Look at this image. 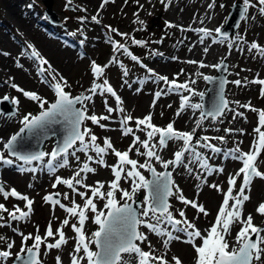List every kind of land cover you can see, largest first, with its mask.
I'll return each instance as SVG.
<instances>
[{
	"label": "rangeland",
	"instance_id": "374dc122",
	"mask_svg": "<svg viewBox=\"0 0 264 264\" xmlns=\"http://www.w3.org/2000/svg\"><path fill=\"white\" fill-rule=\"evenodd\" d=\"M235 1L242 3V0H216V7L209 10L207 5L210 0H167L169 5L167 8L160 3V0H151V3L148 0H139L138 3L137 0H114V2L110 0L103 8H101L103 0H73L71 10H66V0H52L51 10L60 22L59 25H53L49 23L44 13L45 6L42 0H0V97L7 94L10 97H18L20 101L18 109L13 106L15 108L14 114L5 116L0 113V153L6 159L13 160L11 166L0 163V183H3L6 189L15 188L19 193L27 195L33 201L32 212L27 220L8 221L11 227H0V235L14 242V247L11 249L12 256L4 261V264H12L15 254L20 251L22 238L19 233L31 234L34 237L37 235L36 232H39L44 239V244L40 248L39 258L41 264H56L57 256L61 257L62 264H70V253H72L76 241V234L73 232L71 224L77 222L76 218L68 216L59 206L53 208L49 202L44 200V197L58 192L61 194L58 198L67 206H70L72 199L81 206L84 203L79 196L72 193L63 184L53 188L57 176L63 179L71 178L75 171L82 166V163L87 162V156L83 152H77L76 154L80 158L79 162L75 157L69 155L68 166L57 168L54 173H50L46 167V162L50 157L46 156L44 161L33 162L32 165H23L22 162L7 155L6 149L3 147L4 142L22 126L19 121L24 115L28 113L36 115L40 112L37 102L26 99L21 93L4 85V80L13 77L14 83L21 88L37 93L43 99L48 100L49 103L55 100L54 91L48 86V83L42 82L43 77L38 74V63L24 55L25 52L30 53L31 51L28 45L31 44L38 50L49 61L52 69L59 76L66 79L68 84L66 89L72 97L80 94L91 95L88 90L94 83L101 84L104 79L108 80L109 85L120 97V105L117 106L116 98L111 94H99L100 90H98V94L93 96L91 102H85L87 114L110 115L111 118L107 121H100L101 124L106 125L104 128H101L99 124H92L90 120H85L81 128L91 129V133L98 138L97 144L103 146L104 139L109 138L116 150L125 151L132 144L134 136L132 134L124 136L122 134L120 121L129 115L133 120L127 126L132 127L134 135L140 136L141 139L146 138V132L136 131L135 120L142 119L149 114L152 116L151 122L158 127H166L168 123L173 122L174 128L179 131L191 132L193 128H196V121L200 119V110L196 113V111L186 106L181 114L177 116L183 96L189 97V104L201 103L199 95L194 93H204L207 87L203 78L194 74L193 71L181 63L184 61L183 51H189L195 43L204 45L208 41V44L212 45L210 47H213L220 54L226 52L229 55L226 62H229L231 72L237 66L234 72L239 74L238 79L244 82V86L239 87L240 104L250 103L257 110H264V97L259 95L261 86L248 83L253 79H264V56H261L255 50L248 51V47L252 42L264 47V17H259L254 9L251 10V14L257 15V18L255 20L250 18L244 22L240 21L239 27L223 44L211 43V37L206 38L201 43V34L195 36L189 31V29H195L198 25H200L198 26L200 28L207 29H215L218 26L223 27ZM220 4H224L225 7L220 8ZM29 5L32 6L29 7ZM141 5H143V8L140 7ZM82 9H86V11ZM98 12V19L101 21L99 24L91 21V17L97 15ZM136 13H138V16L134 15ZM79 17H87V19L81 24ZM201 20L204 21L203 24L200 23ZM166 22L180 27L168 28ZM107 26L118 30L119 33H127L129 36L122 37L110 32ZM181 27L183 30H181ZM141 34H148L146 46L148 50L128 47L129 51L138 58L139 63L132 61L122 51H114L112 44L109 42V38H111L117 43L126 45L128 38H137ZM237 36L243 38L242 42L239 43V46L233 44V47L229 49L228 44L236 41ZM216 38L220 39V37ZM4 53H8V55H4ZM114 57L118 61L117 63L112 62ZM17 61L22 67H17ZM93 61L102 67L107 65L103 77L95 78L93 76L91 71ZM224 61L221 60L217 64ZM120 63H123L124 68L127 69V76L123 75L124 69L120 67ZM45 67L47 68V66ZM215 71L216 68H214L213 74ZM158 76H165L170 81L175 79L180 84L187 82L194 93L185 92L183 89L167 92L168 85L163 81H159ZM192 80H195L196 83L192 84ZM199 87H201L200 90H198ZM162 89L167 94L155 99V93ZM154 100L155 105L153 106ZM105 101L107 106L114 109L111 114L106 111ZM78 106L81 107V105ZM119 108H123L124 112L121 113ZM239 109L243 115L236 117L238 123L233 126H230L231 114L227 112L216 120H212L211 117L205 118L201 121V126L196 128V138L203 136L211 138L224 137L223 142L218 139L209 141L214 146L222 149L221 153H212L205 148L196 149L207 158L210 167H222L224 169L223 173L214 172L212 175L206 176L204 170L196 164L191 165L193 168L192 174H189L183 166H170L169 168L175 171L176 174H173L172 178L182 190L183 195L202 204L209 213L205 217L190 206L182 205L173 196L169 198L173 214L179 219L178 210L184 209L190 221L194 217H199L195 220V223L200 229H206L214 223L223 199V192H217L210 185L218 184L226 191L228 176L234 174L242 166L239 161L226 157L224 153L236 147H239L242 152H248L258 135L254 131L258 126V113L245 108ZM206 119L215 122L210 132L201 131ZM227 126L234 131L227 133L225 131ZM156 139H158V136ZM178 142V145L176 141L169 142L167 160L174 159V152L182 147V142ZM195 142L194 139L193 143ZM52 145L53 138H50L43 145L44 152L50 153ZM76 147H79L78 143ZM71 151L70 149L69 152ZM141 151H144V149L141 148ZM89 155L95 158V153L89 152ZM103 158L107 165H113L117 162V158L111 150H108ZM130 158L136 159L140 163H143L146 159L144 156L135 155V149L130 153ZM189 158L190 154L186 153L184 162L186 163ZM152 164L154 167H159V164L154 160ZM33 166L37 168L36 173L19 171V167ZM90 166L94 167L96 171L94 174H87L85 183L94 185L96 181L105 182V190H107L108 182L114 179L111 169L94 163H90ZM258 166L259 170L264 172V152L258 158ZM140 171L148 179L149 173L144 169H140ZM197 175L201 179L198 180ZM205 176L206 183L204 182ZM240 183L241 180L238 178L237 184ZM120 187L131 192V179L122 177ZM79 190L86 191L83 188ZM64 193L69 194L68 200L63 199ZM139 194H141V197L145 195L144 191L140 190L135 194L134 199ZM246 194H249L250 201L245 203L244 214H253L254 223L264 227V217L255 213V208L260 203H264V179L254 178L251 190ZM88 195L90 196L91 193L88 192ZM141 197L140 202L142 201ZM116 198L120 199V193L116 194ZM94 202L97 203L98 211H106L103 209L105 201L97 199ZM0 203H4L9 210H12L14 205L20 207L22 211L26 210L25 202L18 201L15 198L10 197L5 201L0 196ZM0 215H3L7 220V213H0ZM88 216L89 219L86 221L84 228L86 235L91 238V233L98 230V226L94 223V214L89 212ZM65 218L70 221L68 226L62 225ZM0 223H4V221H0ZM49 223H51L54 233L60 227L65 232L67 243L60 250H47L45 247L47 243L54 242L53 238L45 237ZM238 227L233 228L232 235L229 237L230 243L234 244ZM13 228L17 231L14 232ZM141 230L146 231L143 228ZM149 239L157 250L156 255L162 254L164 250L161 238L149 233ZM33 242V239H29L26 244L31 246ZM90 247L92 250H96L95 245ZM5 249L6 244L0 242V250ZM172 256L179 257L182 264H195L194 249L187 243L173 241L165 258L171 261Z\"/></svg>",
	"mask_w": 264,
	"mask_h": 264
},
{
	"label": "snow or ice",
	"instance_id": "6c2138e0",
	"mask_svg": "<svg viewBox=\"0 0 264 264\" xmlns=\"http://www.w3.org/2000/svg\"><path fill=\"white\" fill-rule=\"evenodd\" d=\"M109 2L110 0H103L101 8ZM111 2H114V0H111ZM138 2L139 0H137ZM148 2L151 3V0H148ZM72 3L73 0H66V10H71ZM160 3L164 4L165 8L169 6L167 0H160ZM31 6L29 5V7ZM140 7L143 8V5ZM215 7L216 0H210L207 8L212 10ZM219 7L224 8L225 5L220 4ZM253 9L259 17H264V0H242V6H240V21L244 22L250 18L255 20L257 15L251 14V10ZM82 10L86 11V9ZM98 15L99 12L97 15L91 17V21L97 24L101 23ZM134 15L138 16V13ZM78 19L83 24L87 17H79ZM139 22L143 23L142 21ZM200 23L203 24L204 21L201 20ZM166 26L168 28L180 27L169 22H166ZM107 27L110 32L116 33L117 35L122 37L129 36L127 33H119L118 30L111 28V26ZM181 30H183L182 27ZM197 31L201 34V43L209 37H211V43L213 44H223L228 40L227 35L222 31V26H218L215 29L201 27ZM216 37H220V39ZM242 40L243 38L241 36H237L236 41L228 44L229 49L233 47V44L239 46ZM131 41L133 44L141 47L146 46L147 43L146 41L136 40L134 37H131ZM109 42L112 44L114 51H122L132 61L140 62L129 51L126 45L117 43L111 38H109ZM28 48L31 49L30 53L25 52L24 55L28 59H32L38 63V74L43 77L42 82L48 83V86L54 91L55 101L49 103L48 100L43 99L37 93L21 88L14 83L13 77H8L4 80V85L21 93L26 99L37 102L40 112L36 115L31 113L24 115L19 121L22 127L4 142L3 147L12 157L21 161L23 165H32L33 162L44 161L46 156L50 157L46 162V167L50 173H54L57 168L68 166L69 155L75 157L78 162L80 158L76 155L77 152H83L87 156V162L82 163V166L75 171L73 177L63 179L57 176L53 184V188L60 184L65 185L72 193L84 201L83 206L77 204L74 199L71 200L70 206L65 205L58 198L61 195L58 192L44 197V200L49 202L53 208L59 206L68 216L76 218L77 222L71 224V228L76 234V241L72 253H70V264H182L181 259L177 256H172L171 261L165 258L173 241L187 243L194 249L195 264H264V227H260L254 223L253 214H244L245 203L250 201V196L246 193L250 192L254 178L264 179V172H261L258 166V158L264 152V130H262L264 129V110H257L250 103L239 105L241 108L258 113V126L254 129L258 135L252 148L248 152H242L239 147H236L224 153L226 157L234 161H239L242 166L234 174L228 176V187L226 191L218 184L210 185L217 192H223V199L214 223L206 229H200L195 223V220L199 217H194L190 221L184 209L178 210L179 219L173 214L169 198L175 196L182 205L190 206L197 212L202 213L205 217L209 215L202 204H199L196 200H190L183 195L182 190L173 180V172L169 171V168L170 166H183L189 174H192L193 168L191 165L196 164L200 169L204 170L206 176L212 175L214 172H224L222 167H210L207 158L196 150L197 148H205L212 153H221L222 149L214 146L209 141L211 139H218L223 142L224 137L211 138L203 136L196 138L195 132L196 128L201 126V121L205 118L211 117L212 120H216L218 117H222L226 111L231 110L229 108V101L224 96V85L228 81L220 80L218 82L219 91L207 111L203 110V104H189V97H182L177 116L181 114L186 106L190 107L193 111L200 110V119L196 121V128H193L191 132L176 130L173 122L168 123L166 127L155 126L151 122L152 116L149 114L142 119L135 120V125L137 126L136 131L146 132V138L141 139L140 136L134 135V129L132 127L127 126L133 118L130 115L125 117L120 121L122 134L124 136L132 134L134 139L127 150L119 151L114 148L109 138H105L103 146H101L96 143L98 138L91 133V129L86 127L81 128L85 120H90L92 124H99L101 128H104L106 125L101 124L100 121H107L111 118L110 115L97 116L95 114H87L85 102H91L93 96L98 94V90H100L99 94H111V96L116 98L117 106L120 105V97L117 96L116 92L109 85L108 80L104 79L101 84L94 83L88 90L91 95L72 97L65 91L68 87L66 79L59 76L52 69L49 61L31 44L28 45ZM208 50L207 47L204 48L205 53ZM253 50L261 56H264V47L256 42L250 43L248 47L249 52ZM4 55H8V53H4ZM112 62L117 63L118 61L114 57ZM187 63L199 64L201 68L207 66L202 62L194 60L187 61ZM17 67H22L18 61ZM105 67L107 65L102 67L93 61L91 63L93 76L95 78L103 77ZM120 67L124 69L123 75L127 76L128 72L124 68L123 63H120ZM211 67L221 69L225 66L221 63L211 65ZM196 75L199 76L202 73H196ZM157 79L168 85L167 92L183 89L185 92L194 93V90L189 87L187 82L180 84L175 79L170 81L165 76H158ZM203 79L210 83L215 81V78L207 75H203ZM191 83L195 84L196 81L192 80ZM231 83L237 87L244 86V82L240 79L234 80ZM248 83L261 86L259 88V95L264 97V79H253L252 81H248ZM164 94L167 93L163 89L157 91L155 93V99H159ZM194 94L199 95L201 99L205 95L203 92ZM4 102L11 103L17 109L20 104L18 97H10L7 94L0 97V104ZM78 104L81 105L80 108L76 107ZM154 105L155 100L153 102ZM105 108L109 114L114 111L112 107L107 106L106 101ZM119 111L123 113L124 109L119 108ZM242 115V113H236L233 119ZM55 126H60L63 130V135L61 142L51 153H45L43 151L22 153L18 149V146L28 138H33L37 141L47 139L50 133L55 134ZM225 131L231 133L234 130L225 129ZM157 136L158 139H156ZM194 139L196 141L195 143H193ZM154 140L155 142H153ZM170 141H181L182 147L180 150L174 152V159L164 160L158 152L167 148ZM77 143L79 147H76ZM141 148L144 151H141ZM70 149L72 150L71 152H69ZM133 149H135V155L146 157L143 163L130 158V153ZM108 150H111L112 154L117 158V162L113 165H107L103 158L108 153ZM89 152L95 153V158L89 155ZM186 153L190 154V158L185 163ZM153 160L164 171H157L151 162ZM54 161L56 162L55 164L53 163ZM0 163L11 166L13 160L6 159L0 153ZM90 163L111 169L114 179L108 182L107 190H105V182L96 181L94 185L85 183L87 174H94L96 171L94 167L90 166ZM140 169H144L150 173L151 179H147L141 173ZM19 171L36 173L37 168L34 166L19 167ZM206 176L204 178L205 183L207 182ZM122 177L124 179H131V192L120 187ZM196 178L198 180L201 179L199 175ZM238 178L241 180L239 185L237 184ZM80 188L86 189V191H80ZM140 190H143L145 193L142 203L134 199L135 194ZM88 192L91 193L90 196ZM117 193H120L119 200L116 198ZM0 196L5 201L10 197L18 201H24L26 208V210L22 211L20 207L14 205L13 209L9 210L4 203H0V213H7V220H5L3 215H0V221H4V223H0V227H11L8 221L18 222L29 218L32 212L33 201L27 195L19 193L15 188L6 189L5 185L0 183ZM63 199L68 200L69 194L64 193ZM97 199L105 201L103 209L106 211H98L97 203L94 202ZM89 212L94 214V223L98 226V230L91 233V238L86 235L84 228L86 221L89 219ZM255 213L264 217V203H260L255 208ZM69 224L70 221L68 218L62 221L63 226H68ZM236 226L239 227L235 233L233 244L230 243L229 237L232 235V230ZM141 228L146 229V231L141 230ZM13 231L16 232L17 229L13 228ZM149 233L161 238L162 248L164 250L162 254L156 255L157 250L149 239ZM19 235L22 238L21 248L15 254V260L19 264H41L39 258L40 248L44 244V239L38 234L34 237L31 234L24 235L23 233H19ZM57 236L58 238H56ZM45 237L54 239V242L46 244L45 247L47 250H60L67 243L63 228H57L54 233L51 223H49L46 229ZM29 239H33L34 241L31 246H27L26 244ZM0 242L6 244V249L0 250V264H4V261H7L12 256L11 249L14 247V242L9 241L3 235H0ZM91 245H95L96 250H92ZM56 264H62L60 256L56 257Z\"/></svg>",
	"mask_w": 264,
	"mask_h": 264
},
{
	"label": "water",
	"instance_id": "95a60500",
	"mask_svg": "<svg viewBox=\"0 0 264 264\" xmlns=\"http://www.w3.org/2000/svg\"><path fill=\"white\" fill-rule=\"evenodd\" d=\"M42 3L45 6L44 13H45L47 19L49 20V23H51L53 25H59L60 22L56 19V14L53 12V10H51L52 0H42ZM240 6H242V3L239 1H235L232 5L230 11H229V14L226 17L225 23L222 27V31L225 35H227V37H229L232 33H234V31L237 29V25H239V23H240V19H239V17H240ZM222 64L225 66L224 68H221V69L216 68V71L213 75H208V76L215 78V81L211 82V83L205 81L207 84L206 90L204 92L205 95H204L203 99H201L199 97L201 100V104H203V106H204V109H203L204 111H207L211 107L212 103L214 102V100L217 96V93L219 91L218 82L220 80H226L227 81V77H226L227 64H226V62H222ZM226 86H227V83L224 85V96H225ZM76 96H85V94H80V95H76ZM76 96H73V97H76ZM78 105H80V104H78ZM78 105H76V107L80 108V106H78ZM0 113H2L5 116H8V115L15 113V108L13 107V105L11 103L4 102L3 104H0ZM19 129L15 133H17L19 131ZM54 133L55 134L50 133L48 135L47 139H42L39 141H37L36 139H33V138H28L21 145L18 146V149L22 153L40 152V151L44 152V150H43L44 143L47 140H49L50 138H53V145H52V149H51V152H52L58 146V144L61 142L63 130L60 128V126H55ZM6 153L10 157H12L8 153L7 150H6ZM13 158H15V157H13ZM148 179H151L150 173H149ZM140 197H141V194H139L136 198V200L138 202H140ZM12 264H19V262L16 261L15 258H13Z\"/></svg>",
	"mask_w": 264,
	"mask_h": 264
},
{
	"label": "bare ground",
	"instance_id": "6f19581e",
	"mask_svg": "<svg viewBox=\"0 0 264 264\" xmlns=\"http://www.w3.org/2000/svg\"><path fill=\"white\" fill-rule=\"evenodd\" d=\"M198 26H200V25H198ZM198 26L195 29H189V31L192 32V34L195 36L197 34H199L197 29H199L200 27H198ZM210 46H212V45L208 44V41L204 45H200L199 43L193 44L190 47L189 51H186V50L183 51L184 61L181 63L184 64L186 66V68L193 71L194 74L202 73V75H199L201 78H203V75L213 74L214 68L211 67V65H216L221 60H225L224 62H226V59L229 57V55L226 52L220 54L218 51H216L213 47H210ZM205 47H207L209 49L206 53L204 52ZM190 60L202 62L203 64H205L207 66L201 68L199 66V64L187 63V61H190ZM226 64L228 67L227 73H226L228 83H227V88L225 91V98L229 101V108L231 109L229 111H226V113L228 112L229 114H231V125L230 126H233V125L238 123L236 118L233 119V117L236 115V113H240L239 108H241V107H239V105H240L239 87H237L235 84L231 83V81L237 80L239 78V74L237 75V73L234 72L237 69V66H235L234 71L231 72V67H230L229 62H226ZM200 89H201V87L198 88V90H200ZM237 102H239V103H237ZM195 103H199V102H195ZM197 111L198 110H196V113H197ZM214 124H215V122H210L209 120L206 119V121L203 125V129H201V131L202 132H210L212 130V126ZM230 128L231 127H229V126L225 127V129H230ZM176 143L178 145L179 142L176 141ZM174 144H175V142H174ZM158 154L161 155L164 160H167L168 154H169V148H165L163 150H160L158 152ZM155 168L157 171L163 170V168L160 165H159V167L156 166ZM169 171H172L173 174H176L172 168L169 169ZM141 200L143 201V196L141 197Z\"/></svg>",
	"mask_w": 264,
	"mask_h": 264
},
{
	"label": "trees",
	"instance_id": "16d2710c",
	"mask_svg": "<svg viewBox=\"0 0 264 264\" xmlns=\"http://www.w3.org/2000/svg\"><path fill=\"white\" fill-rule=\"evenodd\" d=\"M148 34H141L139 37H137V38H135L136 40H141V41H146L147 42V40H148ZM126 46L127 47H130V48H135V49H147L148 50V48H146V46H147V43H146V46H144V47H141V46H138V45H135V44H133L132 43V41H131V38H128L127 40H126ZM67 92H69L67 89H65ZM36 234H38V235H40V233L38 232H36ZM41 236V235H40Z\"/></svg>",
	"mask_w": 264,
	"mask_h": 264
}]
</instances>
